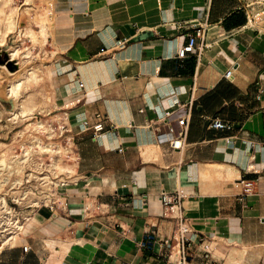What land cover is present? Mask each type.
Masks as SVG:
<instances>
[{"label": "crops", "instance_id": "obj_1", "mask_svg": "<svg viewBox=\"0 0 264 264\" xmlns=\"http://www.w3.org/2000/svg\"><path fill=\"white\" fill-rule=\"evenodd\" d=\"M52 1L53 109L72 157L0 264H264V0ZM199 26L202 56L178 57Z\"/></svg>", "mask_w": 264, "mask_h": 264}, {"label": "rangeland", "instance_id": "obj_2", "mask_svg": "<svg viewBox=\"0 0 264 264\" xmlns=\"http://www.w3.org/2000/svg\"><path fill=\"white\" fill-rule=\"evenodd\" d=\"M13 4L16 13L14 18L15 21L18 22V29L16 28L14 32L10 33L6 37L5 43L0 45L3 49L8 50L7 53L9 54L8 57H6L5 50L2 49L0 51V197H6L8 207L12 209L14 215H17L24 221L25 226L30 216V211H28V209H31L33 207L32 205L36 204V200L40 203L42 198H46V194L49 190L44 187V184L51 183V179H53L51 176L55 175L49 167V163L51 162L50 154L39 153L38 147V150L35 151L32 156L33 158L30 159L31 164L27 166L24 170L25 172L20 174L8 172L5 170L3 164L5 161H8L13 151H22L20 147V141H22L21 132L26 131L29 133L30 130H32L33 122L38 118H42L44 121L51 122L54 125L55 135L53 136V141L58 142V140H61L64 143L65 141L57 135V132L62 128L63 122L61 124L56 119L57 117L55 114L61 112V110L53 109L55 106H58L56 100L57 91L54 83H52L50 65L52 62V54L55 51L51 41L52 17L54 14L53 1L13 0ZM3 25L0 24V27H3ZM43 26L47 28V33L46 36L42 38V35L37 32ZM26 27H30L34 33L36 32L34 38H30L26 35ZM12 46L18 48L19 56L17 55L15 58L11 56ZM33 66L40 67L38 68V75H40L41 78L31 81L27 86L20 88L22 92L20 91L21 94L18 99L20 101L26 96H31L36 105L34 109L30 111L31 113L29 112L27 115H21L18 119H15L12 124H9L8 118H10L11 112L16 110L18 106L14 101V97L3 89L9 86L12 82L11 80L16 79ZM2 94L12 99L6 97L2 98ZM57 157L62 156L61 154H57ZM63 161L68 162V158L64 156ZM63 161L61 162L62 165ZM61 170L62 169H57V173ZM29 172L32 173L29 174ZM45 172L49 173V178L42 180L41 176L46 174ZM25 191L26 193H24ZM36 208L39 207L36 206ZM3 209V202L0 198V210ZM23 231L24 234L28 230L23 229Z\"/></svg>", "mask_w": 264, "mask_h": 264}, {"label": "bare ground", "instance_id": "obj_3", "mask_svg": "<svg viewBox=\"0 0 264 264\" xmlns=\"http://www.w3.org/2000/svg\"><path fill=\"white\" fill-rule=\"evenodd\" d=\"M15 14H16L15 6L13 4V0H0V24L2 25L4 24L3 27H0V45L5 43L6 37L10 33L14 32L16 28L18 29V22H16L14 18ZM44 26L41 27L37 32L40 35H42L41 36L42 38L46 36L47 33V28L46 27L44 28ZM25 33L28 37L34 38L36 32L34 33L30 27H26ZM11 50H12L11 51L12 58H15L17 55L19 56L18 48L16 46L14 47L12 46ZM38 68L40 67L33 66L31 69L27 70L25 73L18 76L16 79L11 80L12 82L9 84V86L3 89L4 91H6L7 93H9L14 97V101L18 106L16 110L11 112V116L10 118H8L9 124H12L15 119L19 118V116L27 115L30 111L34 109L36 103L34 102L31 96H26L20 101L18 98L21 94L20 88L27 86L31 81H35L41 78V76L38 75ZM56 117L60 119L59 116ZM54 134H55V128L51 122H46L42 118L36 119V121L33 122L32 130H30L29 133H27L26 131L21 132L22 141H20V147L22 151L21 152L13 151L14 153L12 152V154L8 158V161L7 162L5 161L3 164L5 170H7L10 173L12 172V174L13 173L20 174L22 172H25L24 170L27 168L28 165L31 164L30 159L33 158L32 156L34 155V152L37 151L39 147L38 150L39 153L50 154L51 162L49 163V167L52 173L56 174L57 169L63 168L61 162L64 160V156L71 158L72 155L69 153V151L71 150V148H69L70 146L69 147L62 146L60 143L52 140ZM59 153H62L63 156L57 157V154ZM30 173L32 172H29V174ZM48 174L49 173L42 175L41 176L42 180L43 179L46 180L47 178H49ZM51 180H52L51 183L44 184V187L48 188L49 192L50 191L53 192V188L55 189L60 184V181L57 179L55 180L51 179ZM24 193H26V191ZM0 198L2 199L3 207H4L3 210H0V242H2L3 244L2 247L4 248L7 245L15 246L21 242V238L23 236L24 221H22L20 217H18L17 215L13 214L12 209L8 207L6 197L1 196ZM38 202L39 201L36 200V203Z\"/></svg>", "mask_w": 264, "mask_h": 264}, {"label": "built area", "instance_id": "obj_4", "mask_svg": "<svg viewBox=\"0 0 264 264\" xmlns=\"http://www.w3.org/2000/svg\"><path fill=\"white\" fill-rule=\"evenodd\" d=\"M208 42L206 41V28L205 26H199L196 27V31L194 33H188V42L179 49L177 56L184 58L186 54L191 53L199 59L204 50L207 48ZM224 77L233 81L234 80V74H233V69L229 68L226 70ZM80 85L83 86L84 83L80 80ZM195 87L193 88V93H194ZM193 101V96L190 101V105H192ZM100 116V115H98ZM182 123V131L180 135L175 136L171 139H169L170 145L173 148L180 149L183 146V136H185V133L187 132L189 123H190V113L188 116H186L184 119L181 120ZM211 126L217 129H222V128H228L231 129L233 128V123L232 122H226L222 120L221 118H215L211 122ZM104 128V125L102 121L98 122L95 124L94 129L96 131H100ZM182 194L180 192H176V197H173V195H169L165 190L161 192V199L164 202L165 205L172 204L173 202L177 204V207L179 208L181 203H182ZM175 206V205H174ZM178 218V244L180 246V249L182 253L184 254L186 251L187 247V233L190 231V220L187 218L186 215L184 214H179L177 216ZM2 242H0V250H2L4 247H2ZM24 249L27 251L28 246H24ZM186 259V256H183V260ZM182 264V263H181Z\"/></svg>", "mask_w": 264, "mask_h": 264}, {"label": "water", "instance_id": "obj_5", "mask_svg": "<svg viewBox=\"0 0 264 264\" xmlns=\"http://www.w3.org/2000/svg\"><path fill=\"white\" fill-rule=\"evenodd\" d=\"M2 49H3V47H2V46H0V51H1ZM3 50H5V52H6V57H8V55H9V54L7 53V52H8V50H6V49H3ZM10 61H11V60H10ZM1 97H2V98H3V97H4V98L6 97V98H8V99H12V98H10V97H7V95H5V94H2V96H1Z\"/></svg>", "mask_w": 264, "mask_h": 264}]
</instances>
